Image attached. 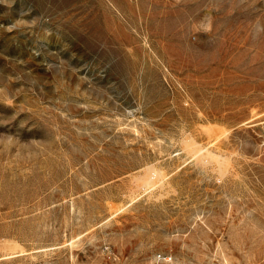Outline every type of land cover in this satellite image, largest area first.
Wrapping results in <instances>:
<instances>
[{
	"label": "rangeland",
	"instance_id": "obj_1",
	"mask_svg": "<svg viewBox=\"0 0 264 264\" xmlns=\"http://www.w3.org/2000/svg\"><path fill=\"white\" fill-rule=\"evenodd\" d=\"M0 264H264V0H0Z\"/></svg>",
	"mask_w": 264,
	"mask_h": 264
},
{
	"label": "bare ground",
	"instance_id": "obj_2",
	"mask_svg": "<svg viewBox=\"0 0 264 264\" xmlns=\"http://www.w3.org/2000/svg\"><path fill=\"white\" fill-rule=\"evenodd\" d=\"M194 144V143H193ZM191 148H192V150H193V152L196 154H200V152H201V149L202 148H197V145H193V146H191ZM192 153V152H191ZM203 154V153H202ZM201 157H203V155L201 156ZM200 158V157H199ZM151 176H152V174H150V175H148V176H146L145 177V179L146 180H149V179H151Z\"/></svg>",
	"mask_w": 264,
	"mask_h": 264
}]
</instances>
